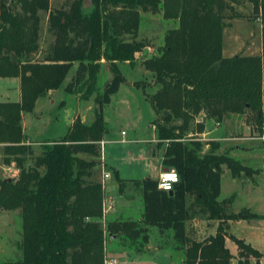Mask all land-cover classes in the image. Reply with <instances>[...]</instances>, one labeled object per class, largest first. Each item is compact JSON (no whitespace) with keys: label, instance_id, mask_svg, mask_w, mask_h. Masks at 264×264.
<instances>
[{"label":"trees","instance_id":"obj_1","mask_svg":"<svg viewBox=\"0 0 264 264\" xmlns=\"http://www.w3.org/2000/svg\"><path fill=\"white\" fill-rule=\"evenodd\" d=\"M84 1L51 9L50 0H0V78H18L20 91L19 101H0L2 164L18 170L0 181V211H18L21 220V259L5 264H104L111 237L142 250L151 229L172 234L183 264H231L225 237L227 222L237 216L228 213L230 200H219L222 166L233 178L253 172L217 152L213 141L204 151L198 135L204 119L220 122L230 113L247 114L259 135L263 131L264 0H88L89 7ZM241 2H249L260 20L261 55L224 58L223 32L239 17L235 6ZM141 12L161 13L176 24L164 34L158 54L141 66L159 86L146 95L155 113L161 165L174 169L179 181L167 192L157 188V180L133 181L142 198L141 219L110 221L102 209L105 189L95 179L100 141L107 134L103 108L124 82L119 65L132 66L147 48L136 40ZM41 13L48 15L54 42L42 60H33ZM74 64L65 91L81 100L94 96V119L85 123L76 117L63 136L43 142L36 153L26 143L22 113L59 89ZM105 74L110 80L101 85ZM199 216L218 224L216 233L201 241L188 233ZM230 238L238 257H259L242 240Z\"/></svg>","mask_w":264,"mask_h":264},{"label":"rangeland","instance_id":"obj_2","mask_svg":"<svg viewBox=\"0 0 264 264\" xmlns=\"http://www.w3.org/2000/svg\"><path fill=\"white\" fill-rule=\"evenodd\" d=\"M72 0H50V8L57 9L59 7H67ZM84 6L89 7L90 2L84 1ZM238 18L230 21V26L223 32V50L224 54L228 51H241V43H246L250 48H254L260 39V20L257 19L252 11V5L249 2H241L240 5L235 6ZM173 21L164 20L161 13L152 14L149 12L140 13V25L136 40L142 41L147 45L139 55V59L132 66L119 65L120 74L122 75L125 83H134V88L126 89L122 86V90L118 94H113L109 104L103 108L104 119L108 134H105L104 140L106 141L103 147L104 168L101 166L95 170V179L102 182L103 174L108 172L112 175V171L119 170L127 176L133 178H144L149 176L155 178L159 171L160 156H156L151 152V146L156 145V141L150 142L148 139L153 140V127L151 123L155 117L154 110L147 98L146 94H153L159 86L154 83L150 73L145 74L141 66L144 58L158 54L159 49L163 45V37L167 30L175 27ZM54 42V36L48 28V15L47 13L40 14V30H39V53L33 56V60H42L45 53L49 51ZM247 51V50H246ZM246 51H244L246 53ZM249 51V50H248ZM247 51V52H248ZM245 53H242L241 56ZM231 56V55H230ZM69 80V74L66 76L61 88L54 94L51 102L48 98H40L34 110L26 113L25 116V133L33 141L47 140L52 138H60L63 136L72 120L79 114V119L82 122L88 123L94 119L95 101L93 98L83 99L78 102L76 98H72L69 94L65 93L64 87ZM14 80H0V101L16 100L18 99L19 89L18 85L7 86V83H13ZM121 85H124V84ZM137 85V86H136ZM103 87V86H102ZM108 87V86H107ZM145 92V95L143 93ZM59 96V98L57 97ZM64 101V102H62ZM238 117H233L226 120L219 127L212 131V135L220 138L219 144L221 151L228 152L230 157L238 160L240 163L249 162L255 169L261 168V151H262V138L249 137V131L244 126L243 121ZM84 121H83V120ZM212 124H211V123ZM213 126L212 120L209 121ZM208 127V126H207ZM124 131V134H121ZM238 132H243L246 138L238 139L231 138ZM259 135V132H257ZM156 133L154 135V138ZM208 135L205 137L207 138ZM122 138L124 140H122ZM137 139H147V141H129ZM126 139V140H125ZM208 139V138H207ZM205 142V141H202ZM154 144V145H153ZM236 146H241L249 149L252 152V157L244 156L243 152L238 154L235 149ZM40 145H34L35 152L38 153ZM242 165V164H241ZM243 166V165H242ZM121 168V170H120ZM12 166H4L2 164V149L0 148V181L10 179L12 177ZM122 173L121 176H122ZM123 177V176H122ZM119 178V176H118ZM239 178H246L240 176ZM157 179V178H156ZM115 177L112 175L110 179L105 182V195L112 197V208L107 212L106 218L111 219L120 213L122 205L116 188ZM132 186L129 191H132ZM131 189V190H130ZM133 205L131 216L135 217L138 211V204L142 205V198L140 190L133 188ZM131 194V193H130ZM129 195V193H128ZM219 199H231L232 210L234 212H241L242 215H249L248 210L255 216L249 215L250 220H244L241 224L236 225L233 233L236 237L244 239L246 243L250 244L258 253L263 255L264 263V187H263V173L256 175L253 181L250 180H237L233 182L229 170L224 168L221 174L220 181V196ZM238 213V214H239ZM200 217V216H199ZM198 217V218H199ZM200 220H205L202 217ZM21 240V220L18 211H0V264L11 263L21 259V251L19 243ZM121 246L118 248L128 252H140L137 245L123 238L118 240ZM111 241L106 246V254L108 258L116 259L118 264L128 262H136L133 256H127L119 252L114 246H109ZM166 252L158 251V257L150 264H165ZM106 256V257H107ZM259 257H238L237 264H253L260 261ZM153 258L149 257L146 261H151ZM168 260V259H167ZM261 263V264H263ZM145 264H148L147 262Z\"/></svg>","mask_w":264,"mask_h":264},{"label":"crops","instance_id":"obj_3","mask_svg":"<svg viewBox=\"0 0 264 264\" xmlns=\"http://www.w3.org/2000/svg\"><path fill=\"white\" fill-rule=\"evenodd\" d=\"M260 30H261V28H260ZM260 36H261V31H260ZM261 46H262V40H261V37H260V39H259V41H258V43L256 44V46L254 47V48H250V46L246 43L245 45H243V43H241V48H242V50L241 51H238V53H236L235 51H228V54H224V50L222 49V56L224 57V58H231V57H233V56H237V55H241L242 53H245L244 51H246V53L245 54H243L242 56H259V55H261ZM222 48H223V44H222ZM231 55V56H230ZM102 64L104 65L105 63H104V61L102 60ZM123 65H125V66H129L127 63H124ZM76 68H77V64H74L73 65V67L71 68V70L69 71V80L67 81V84L65 85V87L70 83V81H71V79L73 78V75H74V73H75V71H76ZM106 69L107 68H105V70L104 71H106ZM103 74L104 73H102V76H103ZM14 80L13 81V83H7V86H9V85H13L14 87L16 86V85H18V89H19V79L18 78H0V80ZM104 80H110V77L109 76H106V74L104 75V77L103 78H101V85H103L104 84ZM124 84V83H123ZM109 85V83H107L106 85H105V88L107 87ZM122 86H125L126 87V89H128V88H134L135 86H134V83H125L124 85H120L119 86V88H118V90L115 92V93H113V94H118L119 93V91L120 90H122V88H124V87H122ZM65 87H64V90H65ZM61 88V87H60ZM59 89H57V90H52V91H50V92H48V94L45 96V98H48L51 102H54L55 100L54 99H51V97H53V95L54 94H57V91H58ZM65 93H66V91H65ZM67 94V93H66ZM113 94H111L110 95V101H111V97H112V95ZM70 96L72 97V98H76L77 100H78V102L80 103V101H81V99H79L78 98V96H76L75 94L73 95V94H70ZM57 97L59 98V96L57 95ZM44 98V97H43ZM91 98H93V96H91ZM19 99H20V91H19V94H18V99H16V100H4V101H19ZM40 99V98H39ZM39 99H37L36 100V103H37V101L39 100ZM90 99V98H89ZM93 100H94V98H93ZM62 102H64V101H62ZM109 104V103H108ZM36 105V104H35ZM25 116H26V113H22V128H23V132L25 133V127H26V123H25ZM238 116H240L239 118L243 121V123H244V126L246 127V129L249 131V134H248V136L249 137H259V135H257V130L255 129V127L252 125V123L251 122H249L248 120H247V114H236V113H230V114H228L222 121H220V122H215L214 120H212V119H209V118H207V119H204V125H205V127H204V130H203V132L202 133H200L198 136H199V138H200V140L201 141H205V146H204V151L205 150H207L208 148H209V143L208 142H210V141H213V142H215V143H217L218 144V147H217V152H219V153H223L222 151H221V149H220V144H219V140H220V138H217V136L216 135H212V131L215 129V128H217V127H219L222 123H224L226 120H228V119H230V118H233V117H238ZM76 117H79V114L78 115H76L75 117H74V119L76 118ZM155 118V117H154ZM74 119L72 120V122H71V124L73 123V121H74ZM203 119V116H199L198 117V120H202ZM83 120V119H82ZM105 120V119H104ZM212 120V122H213V126H211L210 125V123H208L209 121H211ZM84 121V120H83ZM106 121V120H105ZM85 122V121H84ZM91 121H89L88 123H90ZM86 123V122H85ZM70 124V125H71ZM212 124V123H211ZM208 126V127H207ZM153 127V131H154V135H155V127H154V125L151 123V128ZM122 132L123 131H121V134H122ZM107 134H108V130H107ZM25 135H26V133H25ZM123 135H125V134H123ZM154 135H153V140L152 139H148V140H150V142H154V141H156V144H157V139L156 138H154ZM208 135V139L207 138H205L206 136ZM26 137H27V139H26V143L27 144H31L33 147H34V145H36V144H38V145H40V144H42L43 142H46V141H51V140H55V139H58V138H52V139H47V140H38V141H33L31 138H29L27 135H26ZM156 137V136H155ZM230 137L231 138H240V139H242V138H246V136H245V134L243 133V132H238L237 134H235V135H231L230 134ZM104 139V138H103ZM122 140H124L123 138H122ZM126 140V139H125ZM139 140H141V141H147V139H144V138H142V139H137V138H134L133 140H129V141H139ZM262 142L264 143V140L262 139ZM106 143V142H105ZM105 143H104V145H105ZM263 143H262V151H261V163H262V165H261V168H257V169H255L253 166H251V164H249V162H248V160H247V162H242L241 161V164L243 165V166H246V167H248L249 169H251L252 170V172H253V174H252V176L251 177H246V178H233L232 176H231V178H232V181L233 182H237V180H250V181H253L254 180V178L256 177V175H258L259 173H263V167H264V147H263ZM104 145H103V147H104ZM154 145V144H153ZM0 148L2 149V146L0 145ZM235 149H237L238 151H236V153L238 152V154H240V152L242 153L243 152V154H244V156H246V158L247 157H252L253 156V154H252V152H250V150L249 149H246V148H244V147H241V146H236L235 147ZM151 152H153L154 154H156V156H160V166H159V171H158V173H157V175H156V177L153 179V178H150L149 176H144V178H133V177H130V176H127V175H125L124 173H122L121 171H119V170H115V171H117V173H118V176H119V179L120 180H122L123 182L121 183V182H119V181H117L116 179V188H117V192H118V195H119V198H120V203L122 204L121 206H120V208H121V212L120 213H118L117 215H115V216H111V219H109V218H106V215H105V219L106 220H110V221H112V220H121V221H139L140 219H141V214H142V210H143V204L141 205V206H139L140 204L139 203H137L138 204V211L136 212L137 214H136V216L135 217H133V216H131V214H135V213H133L132 212V210H131V208H132V205H133V202H134V195H133V188H135V187H138L137 185H135L134 183H133V181H137V182H141V181H149V180H157L156 178H158V175L160 174V172L161 171H164L165 169L162 167V165H161V149L159 148V147H157V145H155V146H151ZM224 153H228L227 151L226 152H224ZM234 153H235V151L233 152V157H234ZM102 154H103V152H102ZM103 162H104V159H103ZM224 168H226V166H222V172H223V170H224ZM97 169H99V168H97ZM227 169V168H226ZM120 170H121V168H120ZM228 170V169H227ZM230 172V171H229ZM17 173H18V170H16V169H14L13 168V171H12V177H15L16 175H17ZM120 173H122V176H121V174ZM112 175H113V172H112ZM112 175H110V177L108 178V179H110L111 177H112ZM231 175V174H230ZM11 177V178H12ZM263 179H264V173H263ZM107 180V179H106ZM106 180H102V182L104 183V185H105V182H106ZM97 181H99V180H97ZM101 182V181H100ZM130 186H132L133 188H132V191L130 192L129 191V187ZM131 190V189H130ZM104 193H106V191L104 190ZM128 193H129V195H128ZM131 193V194H130ZM220 196V195H219ZM220 201H223V200H227V199H219ZM228 200H230L231 201V203H230V206H229V211H228V213H231V214H234V215H236L237 216V218L236 219H233V220H229L228 222H227V236L225 237V247L228 249V251H229V253L232 255V260H231V264H237L236 262H237V260H240V259H238V249H237V246H236V244L231 240V238H230V236H233V237H235L236 239H238V240H242L245 244H247V245H249L252 249H254L250 244H248V243H246L245 242V240L244 239H240V238H238V237H236L235 235H234V233H233V229H234V227H236V225H239V224H241L244 220H250V219H252L255 215L253 214V213H251L250 211H249V209L248 210H243V211H247L248 212V214L250 215V216H252V218H244V216L241 214V212L239 213V212H234L233 210H232V200L231 199H228ZM239 213V214H238ZM238 215H240V216H238ZM217 222L216 221H212V222H206L205 220L203 221V220H200V219H195L194 221H193V223H192V225L189 227V229H188V233H189V237H191V239H195V240H197V241H201V240H203L204 238H206V237H209V236H213L215 233H216V229H217ZM187 233V234H188ZM119 238H115V237H111L110 238V241H111V243H110V245L109 246H114L115 244V246H116V248L118 249V250H120L119 248H118V246L120 247L121 245L120 244H118V243H120L119 241ZM118 245V246H117ZM162 251V252H166V254H165V264H183V261H184V254H183V252L182 251H180V250H176V248H175V245H174V242H173V240H172V234L170 233V232H167V233H164V234H161V233H159V231H157L156 229H151L149 232H148V240H147V242H146V244L144 245V247H143V249L142 250H140V252L138 251V252H136V251H134V252H128V251H126V250H124L123 248H121V250L119 251V252H122L123 254H126L127 256H129L130 254V256H133L136 260V262H128V263H124V264H145L146 262L148 263V264H150V263H152V261L154 260V263H155V261L157 260V259H159V257L157 256L158 255V251ZM255 250V249H254ZM258 252V251H257ZM260 254V253H259ZM262 257L260 258V261L258 262V264H261V263H263V255L262 254H260ZM106 256H107V254H106ZM108 257V256H107ZM149 257H151V258H153L151 261H146V259H148ZM250 257V256H249ZM251 257H253V256H251ZM168 259V260H167ZM237 259V260H236ZM249 259V258H248ZM157 264H160L159 262H157ZM250 264V263H249ZM253 264H256V263H253ZM264 264V263H263Z\"/></svg>","mask_w":264,"mask_h":264},{"label":"built area","instance_id":"obj_4","mask_svg":"<svg viewBox=\"0 0 264 264\" xmlns=\"http://www.w3.org/2000/svg\"><path fill=\"white\" fill-rule=\"evenodd\" d=\"M262 133H260L259 137H261L264 140V124L262 126ZM124 134V131L122 132ZM106 141L101 140L100 146H101V166L104 168L105 164L103 162V145ZM110 177V174L108 172L103 174V179L106 180ZM179 177L177 172L174 169L171 170H164L161 171L157 178V188L162 191H171L176 183H178ZM103 187H105L104 183L102 182ZM264 187V184H263ZM105 189V188H104ZM113 204H112V197L111 196H104L103 202H102V209H103V215L107 214L109 210H111ZM104 264H118L116 259L108 258L106 257L104 259Z\"/></svg>","mask_w":264,"mask_h":264},{"label":"water","instance_id":"obj_5","mask_svg":"<svg viewBox=\"0 0 264 264\" xmlns=\"http://www.w3.org/2000/svg\"><path fill=\"white\" fill-rule=\"evenodd\" d=\"M164 114H165V115H166V114H168V111H167V110H165V111H164ZM8 180H9V179H8ZM238 216H240V215H238Z\"/></svg>","mask_w":264,"mask_h":264}]
</instances>
